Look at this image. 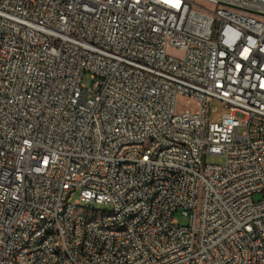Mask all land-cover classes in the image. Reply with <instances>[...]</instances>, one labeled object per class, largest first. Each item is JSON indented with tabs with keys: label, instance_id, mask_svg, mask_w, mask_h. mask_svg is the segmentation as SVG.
Returning a JSON list of instances; mask_svg holds the SVG:
<instances>
[{
	"label": "built area",
	"instance_id": "built-area-1",
	"mask_svg": "<svg viewBox=\"0 0 264 264\" xmlns=\"http://www.w3.org/2000/svg\"><path fill=\"white\" fill-rule=\"evenodd\" d=\"M0 264H264V0H0Z\"/></svg>",
	"mask_w": 264,
	"mask_h": 264
},
{
	"label": "bare ground",
	"instance_id": "bare-ground-1",
	"mask_svg": "<svg viewBox=\"0 0 264 264\" xmlns=\"http://www.w3.org/2000/svg\"><path fill=\"white\" fill-rule=\"evenodd\" d=\"M146 145H156V138H146ZM125 148H132V141H125ZM183 148V140H170V143H161L160 151L170 152L174 149ZM174 181H181V174H174ZM148 182H156V174L148 175ZM161 195V187H154L150 190V198H157ZM96 212H100V216H113V208L111 210H98L94 208L86 209L85 206L78 207V214L85 216V221L96 219ZM138 220L137 209H129L123 216V222L107 221L105 223V231L112 232L114 235H125V232H130L133 229V222ZM52 236L54 243L65 241V233L60 229V226H53ZM32 238H22L23 247H31ZM62 258H69V249H62Z\"/></svg>",
	"mask_w": 264,
	"mask_h": 264
},
{
	"label": "rangeland",
	"instance_id": "rangeland-1",
	"mask_svg": "<svg viewBox=\"0 0 264 264\" xmlns=\"http://www.w3.org/2000/svg\"><path fill=\"white\" fill-rule=\"evenodd\" d=\"M168 54L169 55H173L175 57H181L183 55V51L176 48V47H172L170 46L168 48ZM92 79L90 78L89 74H86L84 76L83 82L86 86H90L92 84ZM212 108L215 109V111L212 113V119L215 120L218 117L221 116V114L225 111L223 104L218 101V100H214L211 104ZM197 109V103L194 100H189L187 99V97L184 96H180L177 100V112H182L185 110H191L194 111ZM224 161V156L222 155H208L206 157V162L207 163H222ZM260 198V195H255L254 199L257 200ZM76 199H79V193L78 192H74L71 195V201H74ZM86 209L89 208H94V209H98V210H111L112 208L110 207L109 204H104V203H89L88 207L85 206ZM176 218L178 219L179 224L181 225H186L188 223V219H186L185 217H183L179 212L176 213Z\"/></svg>",
	"mask_w": 264,
	"mask_h": 264
}]
</instances>
